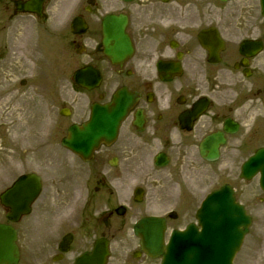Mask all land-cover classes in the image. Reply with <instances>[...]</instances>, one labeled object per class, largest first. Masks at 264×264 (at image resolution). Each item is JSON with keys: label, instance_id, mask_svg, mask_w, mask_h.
I'll list each match as a JSON object with an SVG mask.
<instances>
[{"label": "flooded vegetation", "instance_id": "1", "mask_svg": "<svg viewBox=\"0 0 264 264\" xmlns=\"http://www.w3.org/2000/svg\"><path fill=\"white\" fill-rule=\"evenodd\" d=\"M104 19L131 47L116 62L103 52ZM84 66L100 75L90 89L74 80ZM28 89L19 107L49 121L37 150L54 181L47 194L38 174L22 217H53L60 240L50 261L27 264H75L97 239L105 264H159L127 217H165L167 235L186 228L224 173L264 146V0H0V105ZM121 89L134 101L115 138L83 159L63 142L69 126Z\"/></svg>", "mask_w": 264, "mask_h": 264}, {"label": "water", "instance_id": "2", "mask_svg": "<svg viewBox=\"0 0 264 264\" xmlns=\"http://www.w3.org/2000/svg\"><path fill=\"white\" fill-rule=\"evenodd\" d=\"M120 38L122 34L119 31L112 39H104V52L113 61L128 50L127 45L119 43ZM74 77L87 87L94 86L99 80L96 70L90 67L76 71ZM131 102V95L120 92L113 98L110 111H97L93 107L91 119L87 123L81 128L76 125L70 127L71 137H78L71 148L86 158L100 141L113 138ZM256 171L260 172V186L264 190V148L258 149L244 163L242 175L249 177ZM39 189L40 180L37 176H20L10 188L0 194V202L9 208L6 218L16 222L20 215L29 212L30 203ZM197 219L201 230L198 231L192 225L185 231H174L166 245L162 239L164 221L161 218H142L134 230L141 237V246L149 255L156 256L164 251L161 264H232L233 256L250 222L243 207L235 201L232 189L224 185L210 194L202 203ZM16 238V231L10 224L0 223V264L17 263L19 251ZM106 253L104 247L96 244L93 252L82 254L76 264H103Z\"/></svg>", "mask_w": 264, "mask_h": 264}, {"label": "rangeland", "instance_id": "3", "mask_svg": "<svg viewBox=\"0 0 264 264\" xmlns=\"http://www.w3.org/2000/svg\"><path fill=\"white\" fill-rule=\"evenodd\" d=\"M29 93L28 89L18 97H5L6 106L0 105V191L20 172L34 169L44 175L45 189L49 194L54 181V173L48 168L52 164L45 166L47 162L44 160V150H37V146L50 124L47 119L39 122L33 115L26 119L27 111L20 107H23L21 102L24 98L31 95ZM32 101L38 100L36 98ZM79 101L87 102L84 94H80ZM11 102L17 104L11 105ZM226 162L227 159H224L225 166ZM252 180L246 184L237 177V171L230 175L224 174L223 177L224 182L234 186L237 199L246 205L247 212L252 216L249 231L235 256L234 264H264V193L259 188L258 180H255V185ZM77 187L78 192L85 193L82 186ZM4 212L5 209L0 204V221L6 220ZM52 218L22 217L15 224L19 229L20 263L50 260L49 255L56 251L55 244L59 239L55 225H50ZM136 218L128 217V222L132 223Z\"/></svg>", "mask_w": 264, "mask_h": 264}]
</instances>
